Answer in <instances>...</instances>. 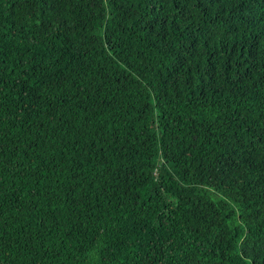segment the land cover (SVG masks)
I'll return each mask as SVG.
<instances>
[{
  "label": "trees",
  "instance_id": "16d2710c",
  "mask_svg": "<svg viewBox=\"0 0 264 264\" xmlns=\"http://www.w3.org/2000/svg\"><path fill=\"white\" fill-rule=\"evenodd\" d=\"M0 264H264V0H0Z\"/></svg>",
  "mask_w": 264,
  "mask_h": 264
}]
</instances>
